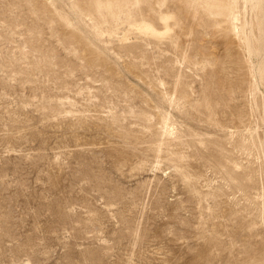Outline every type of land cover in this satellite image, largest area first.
<instances>
[{
	"label": "rangeland",
	"instance_id": "rangeland-1",
	"mask_svg": "<svg viewBox=\"0 0 264 264\" xmlns=\"http://www.w3.org/2000/svg\"><path fill=\"white\" fill-rule=\"evenodd\" d=\"M0 264H264V0H0Z\"/></svg>",
	"mask_w": 264,
	"mask_h": 264
},
{
	"label": "bare ground",
	"instance_id": "bare-ground-1",
	"mask_svg": "<svg viewBox=\"0 0 264 264\" xmlns=\"http://www.w3.org/2000/svg\"><path fill=\"white\" fill-rule=\"evenodd\" d=\"M173 16H161L160 20L163 22L164 24V28H165V33H160L156 30L155 27H153V25L146 23V22H140L138 24L133 25L134 29L136 31H138L141 34H144L146 36H150L156 39H160L162 38L164 35H167L169 32V27H168V21L173 19ZM121 40L124 42L126 40L125 36L123 35L121 37Z\"/></svg>",
	"mask_w": 264,
	"mask_h": 264
}]
</instances>
